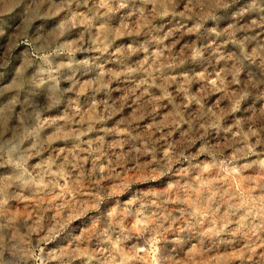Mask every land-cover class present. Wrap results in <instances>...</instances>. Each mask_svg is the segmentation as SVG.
<instances>
[{
  "label": "rangeland",
  "instance_id": "rangeland-1",
  "mask_svg": "<svg viewBox=\"0 0 264 264\" xmlns=\"http://www.w3.org/2000/svg\"><path fill=\"white\" fill-rule=\"evenodd\" d=\"M253 20L264 0H0V264H264Z\"/></svg>",
  "mask_w": 264,
  "mask_h": 264
},
{
  "label": "clouds",
  "instance_id": "clouds-1",
  "mask_svg": "<svg viewBox=\"0 0 264 264\" xmlns=\"http://www.w3.org/2000/svg\"><path fill=\"white\" fill-rule=\"evenodd\" d=\"M89 2V0H83V3L85 4V6L87 5V3ZM147 2H152V3H156L157 0H147ZM235 2V0H216V4L218 7H221V8H228L231 6V4ZM167 3L169 5V7H172L175 5L176 3V0H167ZM123 6V5H121ZM154 11L157 12L158 15H167L168 14V11L165 10L163 12H160L158 11L157 9L154 8ZM241 12H243V9H241ZM234 16L236 15L235 13L233 14ZM252 26L255 27V26H264V21L261 22V24H258L256 20H253L252 21ZM168 35H171V33H169ZM0 37H7L9 38V40L11 39V36L10 34H8L7 32H5L3 29H0ZM168 39V36H164L160 39L157 40V43L162 45L164 43V40ZM254 40H258L259 38L258 37H253ZM24 43H28L27 40L23 41ZM17 47L19 46V44L16 45ZM164 51H167V52H171V49H161L160 51H158L156 53V58L157 60L163 58V52ZM185 53H190L191 54V58L192 59H196L197 57H199L200 55H202V51L201 50H198L196 49L195 47H187L185 49ZM225 59H229V58H225ZM182 62V61H181ZM166 66H172V65H166ZM228 73H224V74H221L220 75V78H218L216 81H215V85L216 87L220 88L221 90L229 87L231 84L235 83L236 81L233 80V81H226L223 76L224 75H227ZM187 80V77L185 78ZM197 79H199L198 77H192V81H196ZM261 98H264V93L261 94ZM192 100H194L196 103H201L200 99H197L196 97H192L191 98ZM237 103H238V100H237ZM237 108L236 107H233L232 108V111H236ZM215 115V114H213ZM222 117H219L218 119H220ZM202 127H208L207 124H204L202 125ZM0 135H2V133H0ZM244 143V148H242L240 151L243 155H248V154H253L254 153V150L256 147L259 146L260 142L258 141L256 145H250L248 143L247 140H244L243 141ZM3 152H4V149L2 147H0V159H4V155H3ZM9 163H12V159H11V153L8 154V161ZM261 165H264V160L260 161Z\"/></svg>",
  "mask_w": 264,
  "mask_h": 264
}]
</instances>
